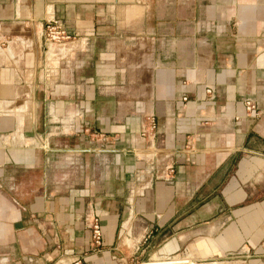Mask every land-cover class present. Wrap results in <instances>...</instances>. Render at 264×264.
<instances>
[{
    "label": "crops",
    "instance_id": "crops-1",
    "mask_svg": "<svg viewBox=\"0 0 264 264\" xmlns=\"http://www.w3.org/2000/svg\"><path fill=\"white\" fill-rule=\"evenodd\" d=\"M187 258L264 264V0H0V264Z\"/></svg>",
    "mask_w": 264,
    "mask_h": 264
},
{
    "label": "built area",
    "instance_id": "built-area-1",
    "mask_svg": "<svg viewBox=\"0 0 264 264\" xmlns=\"http://www.w3.org/2000/svg\"><path fill=\"white\" fill-rule=\"evenodd\" d=\"M44 39L49 43H61L65 40H68L70 36L66 34L64 29L60 26L59 22L55 18L47 20L44 28ZM208 93L212 92V89L207 90ZM246 110L249 114H258L257 106L255 102L249 98L245 99ZM153 125V124H151ZM142 134H147V128H143ZM173 172V169H171ZM88 233L90 238V245L94 250H99L102 246V231L100 226L99 218L95 215H92L88 221ZM182 263L185 264H197L196 261H193L189 258L182 259Z\"/></svg>",
    "mask_w": 264,
    "mask_h": 264
},
{
    "label": "rangeland",
    "instance_id": "rangeland-1",
    "mask_svg": "<svg viewBox=\"0 0 264 264\" xmlns=\"http://www.w3.org/2000/svg\"><path fill=\"white\" fill-rule=\"evenodd\" d=\"M44 37V36H43Z\"/></svg>",
    "mask_w": 264,
    "mask_h": 264
}]
</instances>
